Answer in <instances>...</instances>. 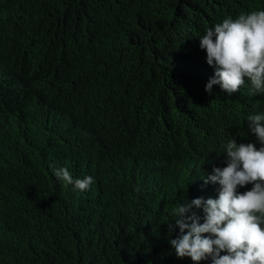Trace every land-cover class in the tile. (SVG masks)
Wrapping results in <instances>:
<instances>
[{
    "label": "trees",
    "instance_id": "obj_1",
    "mask_svg": "<svg viewBox=\"0 0 264 264\" xmlns=\"http://www.w3.org/2000/svg\"><path fill=\"white\" fill-rule=\"evenodd\" d=\"M253 10L264 0H0V264H193L169 243L173 209L216 198L203 177L229 139L260 147L247 116L264 112L247 79L205 92L199 38Z\"/></svg>",
    "mask_w": 264,
    "mask_h": 264
},
{
    "label": "clouds",
    "instance_id": "obj_2",
    "mask_svg": "<svg viewBox=\"0 0 264 264\" xmlns=\"http://www.w3.org/2000/svg\"><path fill=\"white\" fill-rule=\"evenodd\" d=\"M199 47L214 68L205 92L211 94L213 85H219L231 96L247 79L254 94L264 93V10L225 18L205 30ZM247 123L260 147L238 144L235 138L223 145L226 166L203 177L205 184L219 185L216 198H195L174 207L168 229L178 228L180 234L169 243L178 258L189 257L193 264L209 257L211 264H264V112L248 115ZM53 175L80 191L94 183L90 175L74 178L67 167L54 169ZM249 184L250 190L238 191ZM192 208L202 210L203 222L189 214Z\"/></svg>",
    "mask_w": 264,
    "mask_h": 264
}]
</instances>
